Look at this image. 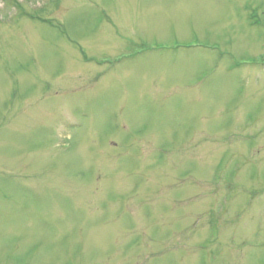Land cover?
<instances>
[{
  "label": "rangeland",
  "instance_id": "rangeland-1",
  "mask_svg": "<svg viewBox=\"0 0 264 264\" xmlns=\"http://www.w3.org/2000/svg\"><path fill=\"white\" fill-rule=\"evenodd\" d=\"M0 264H264V0H0Z\"/></svg>",
  "mask_w": 264,
  "mask_h": 264
}]
</instances>
